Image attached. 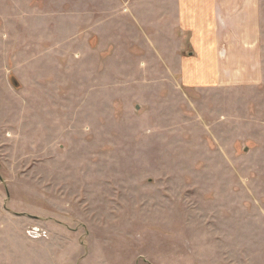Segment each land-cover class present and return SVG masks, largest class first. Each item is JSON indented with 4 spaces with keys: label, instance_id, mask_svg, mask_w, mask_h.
Instances as JSON below:
<instances>
[{
    "label": "rangeland",
    "instance_id": "1",
    "mask_svg": "<svg viewBox=\"0 0 264 264\" xmlns=\"http://www.w3.org/2000/svg\"><path fill=\"white\" fill-rule=\"evenodd\" d=\"M128 8L0 0V264H264V82L182 92Z\"/></svg>",
    "mask_w": 264,
    "mask_h": 264
},
{
    "label": "crops",
    "instance_id": "2",
    "mask_svg": "<svg viewBox=\"0 0 264 264\" xmlns=\"http://www.w3.org/2000/svg\"><path fill=\"white\" fill-rule=\"evenodd\" d=\"M126 2L129 18L130 14L132 17L138 14L137 10H148V15L143 13L136 19L143 22L161 18L163 24L166 23L176 49L170 62L168 48L156 51V55L160 62L176 68L175 72L181 76L176 86L182 92L242 89L264 82V24L260 0ZM177 50L186 55L179 58Z\"/></svg>",
    "mask_w": 264,
    "mask_h": 264
}]
</instances>
